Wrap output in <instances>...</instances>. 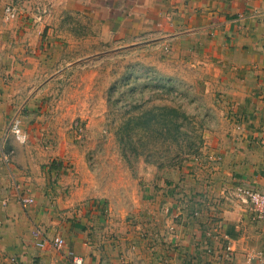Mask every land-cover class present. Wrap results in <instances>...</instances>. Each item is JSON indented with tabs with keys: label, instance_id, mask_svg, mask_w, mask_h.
<instances>
[{
	"label": "crops",
	"instance_id": "0c3cea01",
	"mask_svg": "<svg viewBox=\"0 0 264 264\" xmlns=\"http://www.w3.org/2000/svg\"><path fill=\"white\" fill-rule=\"evenodd\" d=\"M9 4L16 12L6 19ZM40 13L86 16L87 38L70 25L77 42L117 43L173 69L198 68L226 115L206 135L204 157L215 168L209 185L194 186L188 175L175 186L174 176L171 186H129L97 199L100 187L77 152L40 151L46 87L34 64H45L42 55L25 53V66L13 53L0 55V264H75L71 252L83 264H264V217L231 198L236 185L264 191V0H0L1 44L19 30L33 50L42 29L52 46L62 43L55 37L67 27L20 19ZM15 117L24 143L11 130ZM58 155L76 161L53 191L52 166H42ZM22 194L34 202L23 204ZM56 234L62 248L50 242Z\"/></svg>",
	"mask_w": 264,
	"mask_h": 264
},
{
	"label": "rangeland",
	"instance_id": "374dc122",
	"mask_svg": "<svg viewBox=\"0 0 264 264\" xmlns=\"http://www.w3.org/2000/svg\"><path fill=\"white\" fill-rule=\"evenodd\" d=\"M20 19L30 27L68 28L55 37L62 43L53 46L51 32L42 29L38 35L43 43L33 50L28 48V35L17 30L10 33L8 45L0 42V55L13 53L21 66L25 64L19 57L25 53L42 55L45 64H34L40 71L38 85L46 87L39 106L43 109L40 151L50 156L66 152L71 157L77 152L83 163L80 169L88 168V176L100 187L94 198L129 186H171L174 176H178L175 186H182L188 175L194 186L214 181L215 168L209 165L213 160L204 157L206 135L226 113L206 91V79L198 68L180 64L173 69L167 62L149 60V52L143 56L142 51L117 43L92 47L91 41L77 42L75 34L87 38L86 16L40 13ZM77 24L82 27L71 36L70 25ZM70 159L58 155L44 162L42 171L52 166L47 176L53 191L62 178L60 172H74L76 160Z\"/></svg>",
	"mask_w": 264,
	"mask_h": 264
},
{
	"label": "built area",
	"instance_id": "2783aa9c",
	"mask_svg": "<svg viewBox=\"0 0 264 264\" xmlns=\"http://www.w3.org/2000/svg\"><path fill=\"white\" fill-rule=\"evenodd\" d=\"M6 19H9L15 15V8L12 5L6 6ZM16 125L19 135L21 137L25 136L26 133L22 129L21 121L19 118H14L11 123V130L13 128V125ZM14 135L17 138L16 133ZM7 157V154H6ZM234 202L241 205L242 207H247L249 210L255 212L259 216L264 217V191L257 190L251 187L243 186V185H236L233 189L232 196ZM20 200L23 204H31L34 202L35 198L33 196L28 195H21ZM37 236H39V232H36ZM45 240H40L39 244H43ZM50 242L57 248H62L66 244V240L63 235L56 234L52 239H50ZM73 256V262L75 264H83L84 263V257L82 255L76 254L74 252H71Z\"/></svg>",
	"mask_w": 264,
	"mask_h": 264
},
{
	"label": "clouds",
	"instance_id": "9594fccd",
	"mask_svg": "<svg viewBox=\"0 0 264 264\" xmlns=\"http://www.w3.org/2000/svg\"><path fill=\"white\" fill-rule=\"evenodd\" d=\"M12 132H13V133H16V135H17V140H18L20 143H24V142L27 140V136H26V135L23 136V137H21V136L19 135L18 129H17V127H16L15 124L13 125Z\"/></svg>",
	"mask_w": 264,
	"mask_h": 264
}]
</instances>
